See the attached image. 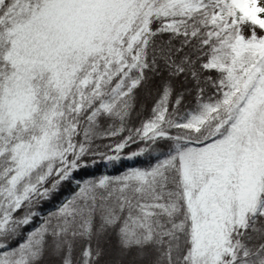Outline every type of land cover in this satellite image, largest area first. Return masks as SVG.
I'll use <instances>...</instances> for the list:
<instances>
[{
  "label": "trees",
  "instance_id": "trees-1",
  "mask_svg": "<svg viewBox=\"0 0 264 264\" xmlns=\"http://www.w3.org/2000/svg\"><path fill=\"white\" fill-rule=\"evenodd\" d=\"M263 85L264 13L235 0H0V101L25 100L0 137V264H108L102 234L147 264H202L183 168L216 207ZM259 110L246 147L260 137L264 159ZM260 170L213 264H264Z\"/></svg>",
  "mask_w": 264,
  "mask_h": 264
},
{
  "label": "rangeland",
  "instance_id": "rangeland-1",
  "mask_svg": "<svg viewBox=\"0 0 264 264\" xmlns=\"http://www.w3.org/2000/svg\"><path fill=\"white\" fill-rule=\"evenodd\" d=\"M181 1L189 4H196L202 0ZM235 1L240 4L244 12L264 13V0ZM63 9L64 6L58 8L59 11ZM52 19L59 25L58 30L64 29V27H66V29H68V27L70 28V18H65L63 15H58V17H56L51 12L49 14V21ZM42 21L44 22V19H42ZM53 26L48 25L46 29L51 30ZM36 27L37 26H35V28ZM40 29H43V27L40 26ZM52 39H48V42ZM48 44L50 45V43ZM253 98L254 92L250 95L247 104L241 110L239 119L235 125V134H237V138L234 137L230 144L229 165L225 170L223 183L219 189L220 197L218 198L216 207H213L210 202L207 201L208 198L206 196L210 186L209 182L206 184L203 183L201 186H198L200 188L192 192V181H190V179H193V173L191 171L195 165L188 161L183 168L185 174H187L184 175L186 180H188L187 185H189L188 193H186L185 198L187 199V205L192 220V234H194V239L196 240V244H194V254L195 258L204 259V262L201 260L202 264H213V260L218 258V255L222 251V246L224 244L222 239L225 236L227 228L231 225H238L243 221L246 212L252 209L254 202L263 189V181L261 180L262 171L260 169H262L264 164L259 167L253 164L254 159H260L264 163V159L253 152L262 148L260 137L257 138L256 147L252 145L246 146L248 141H253L250 132L255 131L253 128L256 127V116L260 112V101L262 102V99H264V85L260 93L258 92L256 95V101H253ZM12 103L9 102L6 96H3V99L0 101V137L2 134L9 131L15 118L21 116L22 113L20 112V108L25 104V100L24 98L22 100L17 97L13 104L14 107H10ZM252 114H254V117ZM206 160L207 156L201 161L200 167L205 166ZM185 170L189 172L186 173ZM194 178L199 177L197 175ZM104 236L105 234H102V238L99 239L102 243L105 242L109 248V251H106L107 255L110 256L108 264H147V260L141 258L140 255L124 256L122 252L114 249L111 239L106 240Z\"/></svg>",
  "mask_w": 264,
  "mask_h": 264
}]
</instances>
